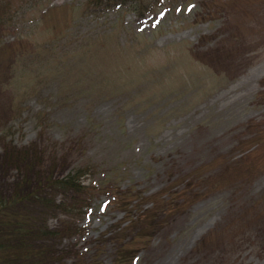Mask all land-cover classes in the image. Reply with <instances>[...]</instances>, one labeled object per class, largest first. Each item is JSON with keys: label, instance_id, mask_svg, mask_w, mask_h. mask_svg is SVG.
I'll return each instance as SVG.
<instances>
[{"label": "rangeland", "instance_id": "374dc122", "mask_svg": "<svg viewBox=\"0 0 264 264\" xmlns=\"http://www.w3.org/2000/svg\"><path fill=\"white\" fill-rule=\"evenodd\" d=\"M1 1L0 192L101 184L54 264H264V0Z\"/></svg>", "mask_w": 264, "mask_h": 264}, {"label": "trees", "instance_id": "16d2710c", "mask_svg": "<svg viewBox=\"0 0 264 264\" xmlns=\"http://www.w3.org/2000/svg\"><path fill=\"white\" fill-rule=\"evenodd\" d=\"M114 1L120 2H114L118 6L126 5L122 0ZM101 2L103 4L98 7ZM90 3L97 9L108 5L104 0H91ZM135 10L139 21L145 20V12L151 11L142 4ZM87 174L94 173L89 167L81 166L71 174L48 179L42 185H26L8 196L0 192V264H54L62 258L57 246L64 238L84 232L75 220L87 212L91 193L96 186H101L96 179L85 183ZM153 209H157V204ZM53 217L57 218V227L48 224ZM130 244L131 240L120 242L121 254ZM77 259V264H93L80 256Z\"/></svg>", "mask_w": 264, "mask_h": 264}]
</instances>
